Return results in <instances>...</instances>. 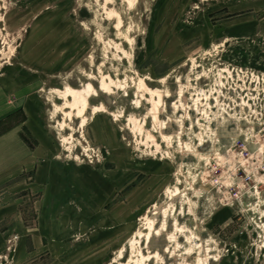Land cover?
Segmentation results:
<instances>
[{
    "label": "rangeland",
    "instance_id": "rangeland-1",
    "mask_svg": "<svg viewBox=\"0 0 264 264\" xmlns=\"http://www.w3.org/2000/svg\"><path fill=\"white\" fill-rule=\"evenodd\" d=\"M0 264H264V0H0Z\"/></svg>",
    "mask_w": 264,
    "mask_h": 264
},
{
    "label": "bare ground",
    "instance_id": "bare-ground-1",
    "mask_svg": "<svg viewBox=\"0 0 264 264\" xmlns=\"http://www.w3.org/2000/svg\"><path fill=\"white\" fill-rule=\"evenodd\" d=\"M111 90V86L107 85L102 80L100 91H102L103 93H111ZM61 94L65 99L64 107H69L71 109L67 116L71 118V120L73 119V117H76L77 119L82 121V124H85L87 120L85 113L87 109L92 106L90 99L92 96H96L98 94V91L93 87L92 84H89L87 87L80 90H74L70 87H67L66 91ZM68 97H72V100L68 99ZM99 109V107H93V113L98 112Z\"/></svg>",
    "mask_w": 264,
    "mask_h": 264
}]
</instances>
